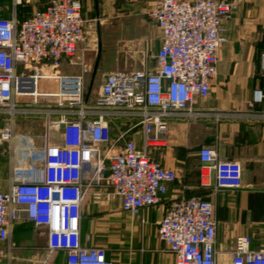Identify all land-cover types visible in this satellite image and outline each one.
<instances>
[{
  "label": "built area",
  "instance_id": "1",
  "mask_svg": "<svg viewBox=\"0 0 264 264\" xmlns=\"http://www.w3.org/2000/svg\"><path fill=\"white\" fill-rule=\"evenodd\" d=\"M237 7L230 0H157L149 10L161 32L155 65L111 71L93 102L85 84L91 65L82 46L89 38L82 0H50L24 20L0 17V109L12 118L44 114L47 122L45 145L26 150L29 172L17 167L9 189L0 190V240H8L14 224L26 218L46 226L49 254L64 252L66 264H114L106 247L87 244L91 236L83 235L87 188L91 183L112 188L132 216L167 195L179 173L152 152L166 145L172 119H220L221 113L195 104L211 93L225 20ZM66 61L80 65L81 72L40 73L41 67ZM41 80L56 82L57 90L41 91ZM50 98L54 104L37 105ZM262 102L264 90L258 88L254 103ZM50 128L60 130L61 144L51 143ZM0 137L12 142L13 128ZM198 155L202 179L214 172L216 190L245 186L240 161L223 159L210 146H202ZM217 230L216 204L191 196L170 203L157 234L174 253L175 264H264V249H251L252 236L246 233L235 237L231 261L219 262Z\"/></svg>",
  "mask_w": 264,
  "mask_h": 264
},
{
  "label": "crops",
  "instance_id": "2",
  "mask_svg": "<svg viewBox=\"0 0 264 264\" xmlns=\"http://www.w3.org/2000/svg\"><path fill=\"white\" fill-rule=\"evenodd\" d=\"M82 1L83 16L89 20L85 60L91 65L85 74V84L87 92L90 89V96L100 74L98 90L94 94L96 97L105 76L111 71L142 69H126L123 68L126 62L111 60V17L126 11L140 13L157 0ZM230 1H237L238 7L225 20L226 30L218 51L217 77L213 80L209 96L198 98L195 104L196 108L221 113L220 119L214 116L188 122L172 119L166 145L154 149L152 156L164 166L178 171L185 167L187 159L191 160V151L197 150L198 155L202 146H210L221 158L243 164L245 186L216 190L213 172L206 187L196 190L199 183L193 182L190 177L180 179L179 174L159 203L146 206L140 215L132 216L122 209L121 201L113 195L112 188L91 183L84 203L83 235L91 236L87 244L106 247L114 264H175L174 253L158 237V223L172 201L197 196L193 195L197 191L216 204L219 262L231 261L235 237L239 234L252 236L251 249H264V102L254 103L255 90H264V0ZM49 3L50 0H0V17L24 20L35 11L46 8ZM99 42L101 55L94 71ZM94 45L98 49L92 58L89 54ZM57 72L75 75L81 72V66L66 61L57 68ZM39 115L45 118L43 124L35 118ZM115 122L119 124L120 121ZM46 123L44 114H17L12 118L0 109V136L10 127L15 133L12 142L3 141L0 137L1 191L9 189L17 167H22L25 173L29 172L30 160L25 157L26 150L31 145L37 148L45 145ZM50 141L61 144V135L56 134ZM90 177L85 178L87 183L91 181ZM47 239L46 226H37L26 218L21 219L14 224L9 239L0 240V264H66L64 252L49 254Z\"/></svg>",
  "mask_w": 264,
  "mask_h": 264
},
{
  "label": "rangeland",
  "instance_id": "3",
  "mask_svg": "<svg viewBox=\"0 0 264 264\" xmlns=\"http://www.w3.org/2000/svg\"><path fill=\"white\" fill-rule=\"evenodd\" d=\"M150 8L140 13L136 11H126L119 16L115 15L111 17V60H121L124 63L126 62L124 65L125 67L123 68L139 69L145 66L152 67L155 65V54L160 44L161 32L155 20L149 14ZM82 46L87 45L85 43L82 44ZM97 49V45H94V49L89 54V57L94 58ZM74 59L78 60V54L74 57ZM99 76L100 74L97 75V78L94 82L91 95L89 96V102H93L95 100L94 94H96V91L98 90L99 81L97 79ZM51 83H47L41 80L39 89L41 91L46 90L47 86L49 87L47 90L56 91V82L52 84ZM46 102H51L54 104L55 99H39V104H45ZM40 116L41 115L35 118L37 120H41L40 123L43 124L42 122H45V118H42ZM134 123L135 121L133 120L128 124ZM135 129L137 128H134L133 131ZM49 134L50 139H54L56 134L60 136V132L57 129L53 128L50 129ZM154 154L155 151L153 150L152 155ZM191 154V160L187 159L184 162L185 167L179 168L178 171L180 174V179L183 178V180H185L190 177L193 182L199 183V186L196 188V190H198L199 188L206 187V184H208L209 182V178H205L202 181V165L198 164L197 150L191 151ZM89 175L90 173H87L86 177H89ZM198 192L199 191H197V193L195 192L193 195L201 196L198 194ZM201 197L209 198L207 196Z\"/></svg>",
  "mask_w": 264,
  "mask_h": 264
},
{
  "label": "bare ground",
  "instance_id": "4",
  "mask_svg": "<svg viewBox=\"0 0 264 264\" xmlns=\"http://www.w3.org/2000/svg\"><path fill=\"white\" fill-rule=\"evenodd\" d=\"M61 65L53 66L52 68H40V73L43 75H61L60 73L57 72V68H59Z\"/></svg>",
  "mask_w": 264,
  "mask_h": 264
},
{
  "label": "water",
  "instance_id": "5",
  "mask_svg": "<svg viewBox=\"0 0 264 264\" xmlns=\"http://www.w3.org/2000/svg\"><path fill=\"white\" fill-rule=\"evenodd\" d=\"M100 55H101V42H99L98 56H97V60H96V63H95L94 71L97 70V66H98V63H99ZM89 93H90V89L87 92V96H89Z\"/></svg>",
  "mask_w": 264,
  "mask_h": 264
},
{
  "label": "trees",
  "instance_id": "6",
  "mask_svg": "<svg viewBox=\"0 0 264 264\" xmlns=\"http://www.w3.org/2000/svg\"><path fill=\"white\" fill-rule=\"evenodd\" d=\"M197 158H198V161L200 162L199 155H197ZM200 165H201V162H200Z\"/></svg>",
  "mask_w": 264,
  "mask_h": 264
}]
</instances>
